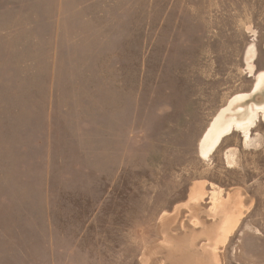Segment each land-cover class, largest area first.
Instances as JSON below:
<instances>
[{"label":"rangeland","instance_id":"obj_1","mask_svg":"<svg viewBox=\"0 0 264 264\" xmlns=\"http://www.w3.org/2000/svg\"><path fill=\"white\" fill-rule=\"evenodd\" d=\"M261 73L264 0H0V264H264Z\"/></svg>","mask_w":264,"mask_h":264},{"label":"bare ground","instance_id":"obj_2","mask_svg":"<svg viewBox=\"0 0 264 264\" xmlns=\"http://www.w3.org/2000/svg\"><path fill=\"white\" fill-rule=\"evenodd\" d=\"M257 87L254 89V91L253 92H251V93H249V94H245V95H242V96H239L236 100L237 101H234L233 102V106L228 110V111H225V112H223L222 113V115L219 117V119L217 120L218 122H217V127L216 128H218L219 126H221L222 124H224L225 123V121H226V119L228 118V116L230 115V112H234V114L236 115V116H238V117H242L243 119H245L246 117H247V115H250V109H251V106L253 107V108H255V110L257 109V108H264V99H263V101H261V102H254L253 101V97H255V96H258V95H260V94H264V73H261L260 75H259V77H258V79H257ZM256 86V85H255ZM263 97V96H262ZM264 98V97H263ZM259 110V109H258ZM261 112V111H260ZM263 112V111H262ZM233 118V117H232ZM239 119V118H238ZM256 121V120H255ZM233 126V125H232ZM247 135L249 134V132H248V129H247ZM221 133H223V132H220V134ZM201 188H200V185H196L195 186V188H193V193H192V195H193V198L192 199H194V196H198L200 193V190ZM201 194H202V192H201ZM201 196V195H200ZM199 196V197H200ZM197 199V198H196ZM192 201V200H191ZM193 202V201H192ZM232 202L233 203H231L230 205H232V208L233 207H238V205H239V200L236 198L235 200H233L232 199ZM195 206H197L196 204H195ZM214 210L216 209V208H218V207H216V206H214V207H212ZM224 208V204H222L221 206H220V209H223ZM232 210V209H231ZM230 210V211H231ZM242 210V209H241ZM230 211H228V217H227V219H228V221H227V219H226V221L230 224H228V226L229 227H227L228 228V230L226 229V231L227 232H225V231H223V232H225V235H227V233H229V230H231L234 226H235V224H236V222H238L239 220H238V216L237 215H235V214H233L232 215V211L230 212ZM237 211V210H236ZM235 211V209H234V211H233V213H235L236 212ZM240 212V211H239ZM242 212V211H241ZM237 213H238V211H237ZM236 216V217H235ZM240 217V216H239ZM166 218V217H165ZM168 219H169V217H168ZM224 223V222H223ZM226 224V223H225ZM225 228H226V226H225ZM223 230V229H222ZM219 233H220V231H219ZM223 234V233H222ZM221 237V233L218 235V237ZM225 237L226 236H224V234H223V238H220V239H222L221 240V242L222 241H224L225 240ZM220 239L218 240V241H220ZM221 244V243H220ZM177 250H178V248H177ZM180 250V249H179ZM172 251V250H171ZM210 252V251H209ZM179 253V252H178ZM211 253V252H210ZM183 256V255H182ZM216 259V258H215ZM214 262H216V260L214 261Z\"/></svg>","mask_w":264,"mask_h":264}]
</instances>
